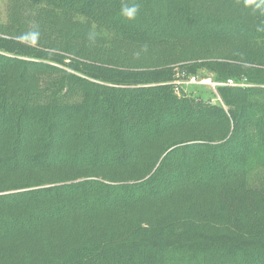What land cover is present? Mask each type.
<instances>
[{
  "label": "trees",
  "instance_id": "obj_1",
  "mask_svg": "<svg viewBox=\"0 0 264 264\" xmlns=\"http://www.w3.org/2000/svg\"><path fill=\"white\" fill-rule=\"evenodd\" d=\"M0 264H264V0H8Z\"/></svg>",
  "mask_w": 264,
  "mask_h": 264
},
{
  "label": "rangeland",
  "instance_id": "obj_2",
  "mask_svg": "<svg viewBox=\"0 0 264 264\" xmlns=\"http://www.w3.org/2000/svg\"><path fill=\"white\" fill-rule=\"evenodd\" d=\"M8 19V0H0V24H5ZM180 77V76H179ZM179 80L181 81H186L185 76L181 77ZM197 80H203L197 78ZM184 85V91L187 92L189 95L190 94H201L204 99L206 100H211L212 102H219V98L217 96L216 89L209 85L201 86L198 84H192L188 85L186 82L183 83ZM216 242L219 243H229L231 245L235 244H241L242 241L240 242H235V241H228L224 239H211V238H203V237H198L190 234H186L183 232H180L179 234L171 237L168 241V245H170L173 248L176 247H184V245L188 246H205V245H211ZM244 244V242H242Z\"/></svg>",
  "mask_w": 264,
  "mask_h": 264
},
{
  "label": "built area",
  "instance_id": "obj_3",
  "mask_svg": "<svg viewBox=\"0 0 264 264\" xmlns=\"http://www.w3.org/2000/svg\"><path fill=\"white\" fill-rule=\"evenodd\" d=\"M184 76L185 75L180 76L179 79L181 77H184ZM179 79H178V81L175 82V84L178 86H182L183 83L186 82L188 85H191V83L192 84H198V85H204V86L209 85V86L213 87L214 89H216L217 86H241V87H244V85L235 83L232 80H229L227 83L217 84V83L212 82L211 79H203V80L199 81V80H197L196 77L191 78L189 81H181Z\"/></svg>",
  "mask_w": 264,
  "mask_h": 264
}]
</instances>
